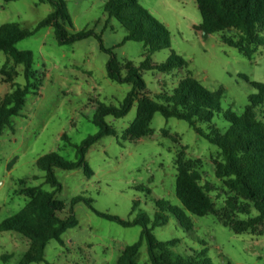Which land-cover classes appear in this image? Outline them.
<instances>
[{
    "label": "rangeland",
    "instance_id": "obj_1",
    "mask_svg": "<svg viewBox=\"0 0 264 264\" xmlns=\"http://www.w3.org/2000/svg\"><path fill=\"white\" fill-rule=\"evenodd\" d=\"M71 17L70 33L93 30L102 35L103 45L112 49L118 60H130L136 65L143 61L145 46L128 41L125 28L104 11L107 0H64ZM169 32L170 49L186 61L182 68L169 73L148 71L142 77L150 96L160 102L186 75L190 74L210 91L223 88L220 100L223 111L241 115L249 104V97L257 91L250 82L264 84V46L259 47L251 59L230 47L226 38L239 39V33L226 30L204 37L195 29L201 23L196 0H138ZM51 12L52 6L42 0H0V25L17 23L33 29ZM20 51H30L34 57V70L41 86L27 96L20 116L13 117L0 136V223L25 207L28 187L43 186L45 172L37 160L46 154L57 153L68 161H77V146L88 136L98 132L92 122L98 103L119 107L130 85L111 81L107 76L110 54L101 50L99 41L90 37L69 45H59L54 29L46 27L33 36L17 43ZM170 49L151 55L154 62H165ZM7 56L0 51V69ZM15 67L14 82L24 86L23 67ZM0 74V98L13 90ZM137 105L123 118L106 117L118 135L131 124ZM264 122V105L257 111ZM212 123L224 131L229 123L222 115ZM207 129L208 124L198 123ZM153 134L136 143L105 136L91 146L85 160L93 175L86 176L82 168L62 170L54 174L62 186L57 198L69 207L75 197L92 201L100 212L133 220L143 213L153 218L157 211L155 198L183 209L175 195L176 156L198 161L201 183H209V193L217 208L224 206L226 190L215 175L216 162L221 160L217 147L202 138L189 123L175 118L165 119L157 113L152 121ZM69 142L63 139V136ZM120 141V142H119ZM122 143V144H120ZM145 185L152 191L136 189ZM78 225L67 230L63 243L52 240L45 250V259L33 264H116L122 250L138 241L142 228L123 227L116 222L97 216L80 201L74 206ZM186 215L193 231L184 230L171 215L168 223L155 228L158 240L178 242L171 250L183 258L194 252L205 251L213 264H264V234H236L213 216ZM239 215V218L254 217ZM29 247L26 238L15 232H0V264H18ZM10 256L9 259H6ZM136 264H151L144 242L135 258Z\"/></svg>",
    "mask_w": 264,
    "mask_h": 264
},
{
    "label": "trees",
    "instance_id": "obj_2",
    "mask_svg": "<svg viewBox=\"0 0 264 264\" xmlns=\"http://www.w3.org/2000/svg\"><path fill=\"white\" fill-rule=\"evenodd\" d=\"M10 3L17 0H2ZM49 3L53 12L39 22L33 29L22 28L17 23L0 25V51L7 56V61L0 69L5 83L14 87L12 91L0 98V136L10 125L11 119L20 116L27 96L38 90L41 79L34 70V57L30 51L16 48L18 42L29 38L39 30L52 27L59 45H69L90 37L96 38L101 50L110 54L107 63V76L111 81L130 85L119 107L98 103L92 122L98 132L88 136L77 146V161H68L53 152L41 156L37 166L45 172V184L52 188L46 191L43 186L28 187L23 192L28 202L17 214L0 223V232H15L26 238L29 247L18 264L41 263L45 259L48 243L57 240L63 243V234L78 225L74 206L86 202L89 208L99 217L118 223L123 227L139 226L142 228L138 241L127 245L121 252L116 264H136L135 258L145 242L151 264H213L205 251L194 252L187 258L175 254L171 247L178 240H158L153 231L168 223V216H173L186 231H193V224L185 210L194 216H213L225 227L236 234H264V122L258 119L257 111L264 105V84L250 82L255 95L249 97V104L241 115L223 111L220 100L223 88L210 91L190 74L184 76L173 88L164 102L150 96L143 72L157 71L169 73L182 68L186 61L170 49L169 32L157 21L138 0H107L104 11L117 20L127 34L118 46L128 41L140 42L145 46L143 61L136 65L133 61L118 60L112 49L103 45L102 35L93 30L70 33L71 17L64 0H42ZM201 14V23L195 29L204 37L226 30L239 33V39L226 38L225 42L238 50L243 56L251 59L256 50L264 46V0H196ZM170 49L169 58L162 63L154 62L151 55ZM23 67L24 86L14 82L15 67L9 62ZM137 105L136 116L131 124L119 136L117 130L106 122V117L120 119L125 117L134 105ZM159 113L165 119L175 118L185 121L209 143L218 148L221 160L216 162L215 175L222 180L226 190L224 206L217 208L210 192L212 186L201 183L202 176L198 161L187 159L182 153L176 156L175 195L183 209L170 205L167 201L155 198L157 211L153 218L141 213L133 220H123L118 216L96 210L92 201L75 197L69 207L57 198L62 190L55 177L54 168L76 170L82 168L86 176L93 172L85 160L89 148L105 136L118 140L136 143L153 134L152 121ZM217 115H222L229 123L220 131L212 123ZM198 123L208 124L207 129L199 128ZM63 139L69 142L64 135ZM120 142V141H119ZM122 144V143H120ZM136 189L151 194L149 187L137 186ZM254 217L239 218V215ZM7 256L6 259H9Z\"/></svg>",
    "mask_w": 264,
    "mask_h": 264
}]
</instances>
